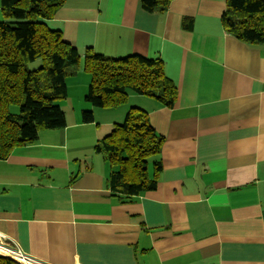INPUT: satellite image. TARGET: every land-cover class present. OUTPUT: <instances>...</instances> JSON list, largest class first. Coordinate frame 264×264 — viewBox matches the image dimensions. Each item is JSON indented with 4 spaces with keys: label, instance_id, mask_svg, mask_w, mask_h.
Masks as SVG:
<instances>
[{
    "label": "crops",
    "instance_id": "0c3cea01",
    "mask_svg": "<svg viewBox=\"0 0 264 264\" xmlns=\"http://www.w3.org/2000/svg\"><path fill=\"white\" fill-rule=\"evenodd\" d=\"M227 0H65L50 28L81 54L57 100L67 124L0 158V243L36 264H264V44L228 32ZM88 49L160 57L172 106L131 92L115 107L86 101ZM164 137L154 189L126 196L96 145L131 107ZM94 112L93 122L82 113ZM150 165V163H149Z\"/></svg>",
    "mask_w": 264,
    "mask_h": 264
},
{
    "label": "trees",
    "instance_id": "16d2710c",
    "mask_svg": "<svg viewBox=\"0 0 264 264\" xmlns=\"http://www.w3.org/2000/svg\"><path fill=\"white\" fill-rule=\"evenodd\" d=\"M172 0H141L148 11L166 10ZM65 0H1L8 20L0 21V158L19 145L34 143L43 129L66 126V115L57 100L68 94L67 76L77 70L81 54L61 30L50 28ZM225 29L249 43L264 44V0H227L222 16ZM41 60L39 68L30 64ZM84 68L91 75L86 101L96 107H115L128 101L131 92L153 96L172 106L177 85L167 75L160 57L139 53L112 57L88 49ZM11 105H19L13 113ZM94 121L92 109L82 113ZM164 137L151 124L148 112L131 107L124 122L96 145L105 151L112 167L113 189L138 195L157 185L161 161L149 172L150 156L160 153ZM0 264H19L0 255Z\"/></svg>",
    "mask_w": 264,
    "mask_h": 264
},
{
    "label": "rangeland",
    "instance_id": "374dc122",
    "mask_svg": "<svg viewBox=\"0 0 264 264\" xmlns=\"http://www.w3.org/2000/svg\"><path fill=\"white\" fill-rule=\"evenodd\" d=\"M3 20H8V19L6 18V15H5L4 11L1 8V0H0V21H3ZM40 66H41V60L40 59H38V60H36V61H34V62H32L30 64V68H32V69L33 68H39ZM10 110L13 113H19L20 112L19 105H11L10 106ZM124 120H123V122H124ZM152 157L153 156H150L148 158V161L150 163L149 167H152L153 166L152 163H151ZM1 253H0V255H3ZM5 256H7V255H5ZM8 257L12 258L13 260H15L19 264H23L24 263V261L20 257H18L17 254H12V255H9Z\"/></svg>",
    "mask_w": 264,
    "mask_h": 264
},
{
    "label": "bare ground",
    "instance_id": "6f19581e",
    "mask_svg": "<svg viewBox=\"0 0 264 264\" xmlns=\"http://www.w3.org/2000/svg\"><path fill=\"white\" fill-rule=\"evenodd\" d=\"M0 246L5 247V245L3 243H0ZM0 252H3V250L0 248ZM20 258L26 263V264H36L34 263V261H32V259H30L28 256L24 255V254H20Z\"/></svg>",
    "mask_w": 264,
    "mask_h": 264
},
{
    "label": "built area",
    "instance_id": "2783aa9c",
    "mask_svg": "<svg viewBox=\"0 0 264 264\" xmlns=\"http://www.w3.org/2000/svg\"><path fill=\"white\" fill-rule=\"evenodd\" d=\"M1 254L7 255V256L12 255V254H17L18 257H20V254H22V253H19V252L15 251L14 249L3 248V252ZM23 264H26V263L24 262Z\"/></svg>",
    "mask_w": 264,
    "mask_h": 264
}]
</instances>
